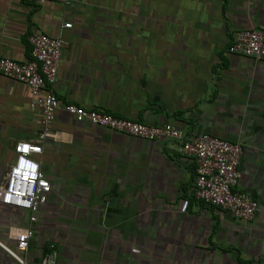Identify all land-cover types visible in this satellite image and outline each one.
I'll return each mask as SVG.
<instances>
[{"label":"crops","instance_id":"0c3cea01","mask_svg":"<svg viewBox=\"0 0 264 264\" xmlns=\"http://www.w3.org/2000/svg\"><path fill=\"white\" fill-rule=\"evenodd\" d=\"M245 29L264 31V0H0L2 55L28 60L33 34L63 40L60 108L32 157L50 193L34 223L0 204V243L15 250V237L33 232L22 263L0 247V264H264V60L227 52ZM30 100L0 75V186L14 145L41 133ZM68 104L239 143L253 220L191 197L195 163L180 143L77 123Z\"/></svg>","mask_w":264,"mask_h":264},{"label":"built area","instance_id":"2783aa9c","mask_svg":"<svg viewBox=\"0 0 264 264\" xmlns=\"http://www.w3.org/2000/svg\"><path fill=\"white\" fill-rule=\"evenodd\" d=\"M27 1L39 5L48 1L68 3V0ZM62 28L70 29L71 24L64 23ZM27 42L30 56L22 63L0 53V75L28 88L31 98L29 109L40 112L41 133L35 141H20L14 145V160L7 166L0 186V204L28 212L29 222L34 223L40 205L47 201L50 185L40 165L32 157L41 154V142L51 135L50 127L60 108L52 87L57 78L63 40L61 36L33 34L28 37ZM227 52L255 61L264 60V31L245 29L235 32ZM63 110L77 123H87L149 142L165 139L180 143L181 152L195 163V182L191 197L207 207L229 213L237 221L248 223L253 220L259 205L239 188L243 152L239 143L206 133L185 138L170 124L150 126L73 104L65 105ZM189 205V199H183L180 212L185 213ZM32 235L30 228H24L15 237V250L2 243L0 247L22 263L19 254L27 251Z\"/></svg>","mask_w":264,"mask_h":264},{"label":"flooded vegetation","instance_id":"af4514ba","mask_svg":"<svg viewBox=\"0 0 264 264\" xmlns=\"http://www.w3.org/2000/svg\"><path fill=\"white\" fill-rule=\"evenodd\" d=\"M243 154H244V149H243V152H242V157H243ZM242 157H241L240 165H241V162H242ZM241 179H242V173H241Z\"/></svg>","mask_w":264,"mask_h":264}]
</instances>
